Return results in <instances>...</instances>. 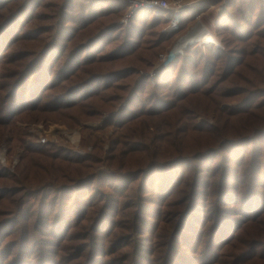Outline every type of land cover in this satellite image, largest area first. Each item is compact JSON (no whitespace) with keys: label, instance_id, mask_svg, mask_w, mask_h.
<instances>
[{"label":"rangeland","instance_id":"rangeland-1","mask_svg":"<svg viewBox=\"0 0 264 264\" xmlns=\"http://www.w3.org/2000/svg\"><path fill=\"white\" fill-rule=\"evenodd\" d=\"M72 1L0 0V16H3L0 22L12 12L21 9L20 15L0 33V105H5L7 96L12 93L11 88L16 81V78H12V76L15 73H22L35 56L42 53L48 45L56 43L47 50V54L44 56L45 64L51 68L52 62L57 58L59 59L57 67H60L76 48V45L87 41L98 27L111 19L110 17L95 18L90 25L79 29L82 24L81 19L79 20V10L83 2L89 3L88 1L91 0ZM203 1L188 0L189 3H195L185 8L186 10L184 9L189 13L186 29L198 21L215 37L219 47L227 46L223 37L224 22L227 21V18L225 15H218V12L222 10L228 0H224L222 5L205 2L201 7ZM96 5L103 6L99 1L96 2ZM63 7H68L66 11H63V21L55 27L54 24L57 17L61 15ZM159 15H162V12ZM153 25L151 23L149 26H145L144 30L147 31L140 33L139 43L132 47L134 55L128 57V53L122 54V59L132 60L142 53L145 36L152 35L157 31L158 24L155 27ZM168 27L169 25H165L162 30L167 32ZM253 30L251 27L247 32L252 34ZM181 34L173 40L168 49L166 47L160 52L156 67L169 57L170 52L180 41ZM121 37L120 32L115 39L106 35L93 44L87 50L86 62L79 69H77V64L84 61L83 53L75 56L70 68L55 80L56 83H61L62 79H66V81L63 84H58L52 93L58 95L62 94L58 93L60 90H65L63 93L66 92L70 86L77 84L76 80H84L92 71H108L112 67L120 65L123 60L114 61L107 56L122 43L120 42ZM244 38L247 40L246 37ZM255 40L256 38H252L243 44L237 43L235 47L254 45ZM237 51L240 52V50ZM163 54L167 57L164 58ZM100 55L105 56L101 57ZM204 56L211 57L209 52H204V55L199 58L200 62L204 60ZM100 60H105V62L101 63ZM251 63L254 67L259 65L253 61V57L250 55L239 53L234 55V63L230 72L236 73V77L240 80L239 88L245 92L236 100H225L222 109L225 105L239 106L248 97L246 89L250 87L249 77L251 74L243 65ZM202 65L197 68L190 65L194 81L198 80ZM33 69L35 72L38 68ZM233 77L234 75L231 78ZM218 78L212 77L211 81ZM127 81V78L101 80L98 87L90 89L85 101L76 102L80 101L86 91L67 96L60 101L61 104L67 105H86L85 113H77L68 117L63 110L53 113L45 112L41 108L38 112H32L30 109L37 106L38 100H35L33 105L27 101L25 103L27 108L17 116L10 118V113H8L3 121H0V148L7 149L8 145L11 150H9L10 157L12 156L8 160V154L5 156L6 151L1 150L3 158H0V161L7 165L9 163L11 167L18 163L16 168L12 169L15 170L14 172L0 173V187H9L7 191H0V264H40L43 256L46 257L43 260L44 264L48 262L49 264H79L83 262L89 264H130L133 260H138L143 264H157L160 257L164 258L169 252L173 253L176 246L183 252L192 255L193 249L199 247L200 252L196 262L202 264L209 263L215 254L222 256L224 250L221 249L223 244L218 236V226L223 220L219 217L222 214H225L229 219H234V217L224 210L220 212L212 210L211 203L216 199H218L219 205L226 207L227 194L220 192L218 198L208 195L210 190L205 188V183H210V179L206 175V170L201 168L200 162H194L191 165L183 164L168 170H174L177 179L183 178L182 182L177 183L168 203H164V199L149 192L154 177L162 175L164 169H157L151 175L145 177L142 175L134 179L124 178L122 174L139 168L137 166L126 168L122 170L121 174H117L118 169L114 166L111 158L123 146L117 145L111 140L113 135L115 138L118 137V134H113V132L118 129L120 123L128 120L130 113L124 108V116L121 121L118 124L111 123L106 126L104 119L110 113L108 107L117 103L113 111L119 110L124 106L125 101H104L103 107L100 108L98 104L100 97L110 100L117 93L123 94L124 91L119 87H122ZM153 81L155 80L153 79ZM48 100L49 98L46 99V102ZM254 105L255 102L252 100L242 108L254 107ZM33 113L39 116V121L31 119ZM11 120H15L13 123L18 129L27 133L23 136L27 143L32 144L34 149L40 151L49 150L51 157L45 158L43 152L26 150L22 145L16 146V143L8 144L7 140L13 135L7 124ZM204 120L206 119L200 118L197 123L200 124ZM212 120L210 118V121ZM74 137L76 138L74 139ZM77 142L82 145L79 146ZM140 145V142H137L132 147L139 149ZM261 145H264V138L257 139L255 147L251 144L245 146V149H249L248 153L252 156L250 158L260 162L262 166V156L259 151ZM53 148H60L58 157H56L57 153L53 151ZM73 150L88 156L78 158ZM24 155L37 157L39 159L37 166L44 173L47 164L54 162L56 165L53 170L59 179L40 194H34L33 190L42 189V187L34 185L30 190L31 195L27 202L18 204L20 194H17V190L23 189V187L15 182L13 175L23 165L22 157ZM139 156L141 153L137 152L130 154L128 158H138ZM28 160L26 158V162ZM219 162L220 159L215 163ZM35 168L36 166H30L27 170L34 172ZM91 175H94L92 181L80 184L81 179ZM246 176V173L240 174V177ZM258 176L263 181V186L259 190L263 191L264 174L261 173ZM68 186H73L74 189H68ZM243 199L244 202L248 200L246 195L243 196ZM164 227L171 228L168 239L162 238L165 234ZM186 227H193L200 234L189 232ZM185 233H190L191 237H184ZM223 258L220 257V259Z\"/></svg>","mask_w":264,"mask_h":264},{"label":"trees","instance_id":"trees-1","mask_svg":"<svg viewBox=\"0 0 264 264\" xmlns=\"http://www.w3.org/2000/svg\"><path fill=\"white\" fill-rule=\"evenodd\" d=\"M74 1L77 0L72 2ZM97 1L103 6H97ZM88 2H83L79 10V20L81 19L82 22L79 29L90 25L95 18L110 17L111 19L98 27L87 41L76 45L60 67H57L59 62L57 58L52 62L51 68H48L44 62L47 50L56 45L52 43L42 53L37 54L22 73H15L12 76L16 78L11 88L12 93L7 96L5 105H0V121H3L8 113H10V118L17 116L27 108L25 105L27 101L33 105L35 100L38 102H36L37 106L30 109L32 112H38L41 108L45 112L53 113L63 110L68 117L77 113H85L86 105H67L61 104L60 101L67 96L86 91L80 101H76L83 102L90 89L98 87L101 80L127 78V83L119 87L124 91L123 94L117 93L110 100L100 97L98 104L100 108L103 107L104 101H125L124 106L119 110L113 111L117 103L108 107L110 113L104 119L106 126L111 123L118 124L124 116V108L130 113L128 120L120 123L118 129L113 132V134L117 133L118 137L115 138L113 135L111 140L123 146L111 158L118 169L117 174H121L126 168L137 166L139 168L122 174L124 178L134 179L142 175L144 177L151 175L157 169H164L162 175L154 177L149 192L164 199V203H168L177 183L183 180V178L177 179L174 170H168L179 165L200 162L201 168L206 170V175L210 179V183H205V188L210 190L208 195L218 198L220 192L227 194L226 207L219 205L216 199L211 203L212 210L214 212L224 210L234 217V219H229L225 214L220 215L219 218L223 221L219 223L218 236L223 244L221 249L224 252L222 256L215 254L207 264H264V190H259L263 186V181L258 176L261 173L264 174V145H261L259 149L262 166L260 162L250 158L252 156L248 153L249 149H245V146L251 144L255 147L257 139L264 138V0L226 1L218 15H225L227 18L224 22L225 33L223 35L227 46L191 44L184 53L176 55L165 66L158 65L157 67L160 52L166 47L168 49L173 40L183 32L180 39L188 30L186 29V23L189 21L187 11L184 10L182 15L184 22L182 28L164 32L162 28L170 24L172 12L162 15H155L152 11L140 12L131 19L130 25L125 26L122 21L120 23V19L129 8L128 0H91ZM205 2L222 5L224 0H204L201 7ZM67 8H62L61 15L57 17L54 24L55 27L62 23L63 11ZM20 13L21 9H18L5 17L0 22V33ZM2 18L3 16H0V20ZM151 23L154 24L153 27L158 24V28L152 35L145 36L142 53L132 60L122 59V54L128 53V57L134 55L132 47L139 43L140 33L147 31L144 27ZM251 27L254 30L252 34H249L247 31ZM119 32L122 36L120 40L122 43L108 53L107 57L114 61L123 60L120 65L108 71H92L84 80H76L77 84L70 86L66 92L63 93L65 90H60L58 93L62 94L52 93L58 84L66 81L62 79L61 83L55 82L70 68L75 56L83 53L84 61L77 64V69H79L86 62L87 50L93 44L106 35L115 39ZM252 38H256L254 45L235 47L237 43L243 44ZM204 52H209L211 57L204 56V60L200 62L199 58L204 55ZM237 53L252 56L253 61L259 65L256 67L253 63L243 65L251 74L250 87L246 89L248 97L239 106L225 105L226 107L222 109L225 100H236L245 92L239 88L240 80L236 77V73L230 72L234 63V55ZM100 61L105 62V60ZM201 64L203 65L198 74V80L194 81L190 65L197 68ZM35 67L38 69L34 72ZM152 69L154 70L150 72ZM233 75L234 77L231 78ZM212 77L219 78L211 81ZM23 82L24 93L22 94ZM164 89L167 91L163 92ZM129 94L131 95L127 98ZM47 98L49 100L46 102ZM258 99L261 100L257 101ZM252 100L255 102L254 107L242 108ZM63 105L64 107H61ZM200 118L206 120L198 124ZM210 118L213 120L210 121ZM31 119L40 120L35 113L31 115ZM13 121L15 120L7 122L13 133L12 138L7 140L8 144L16 143V146L22 145L26 150L43 152L45 158L51 157L49 150L40 151L27 143L23 138L27 133L18 129ZM137 142H140V148L134 149L132 146ZM9 150L7 145L8 160L12 157H10ZM53 151L58 157L60 148H53ZM137 152H140L141 156L128 158L130 154ZM74 154L78 158L88 156L77 151H74ZM26 158L29 159L27 162ZM22 159L23 165L13 175L15 182L23 187L17 190V194H20L18 204L27 202L34 185L42 187V189L33 190L34 194H40L59 179L53 170L56 165L54 162L47 164L44 173L37 166L39 160L37 157L24 155ZM218 159L220 162L216 164ZM16 166L11 167L9 163L7 165L0 161V173L4 171L12 173L15 171L12 169ZM30 166H36V171H28ZM241 173H246L247 176L240 177ZM93 178L94 175L81 179L80 184L92 181ZM67 188L74 189L73 186ZM229 188L231 190H226ZM5 190H9V187H0V191ZM244 195L248 198L246 202L243 199ZM186 230L200 234L193 227H186ZM242 230L244 232H241ZM164 231L162 238L168 239L171 228L164 227ZM184 237L190 238L191 235L185 233ZM199 252V247L193 249L192 255L176 246L173 253L169 252L166 257H160L157 264H202L196 262ZM220 257L224 258L220 259ZM45 259L46 257L43 256L40 264H44ZM130 264L143 263L133 260Z\"/></svg>","mask_w":264,"mask_h":264},{"label":"built area","instance_id":"built-area-1","mask_svg":"<svg viewBox=\"0 0 264 264\" xmlns=\"http://www.w3.org/2000/svg\"><path fill=\"white\" fill-rule=\"evenodd\" d=\"M128 2H129L128 11L126 12V14L123 16V18L121 20L123 22V24H125V25L129 24L131 19L137 13H140V12L152 11L157 15H159V13H161V12H162V14L163 13L169 14V12H172L170 24H174L175 27H168V30H170V31H176L177 29H180L183 27L184 22H183L182 15H183L184 9L187 8L188 6L194 5V3H195V2L189 3L188 0H128ZM196 23H199V22L198 21L195 22L194 25H192L188 29L186 34L191 32L192 30H194V28L197 25ZM214 42L216 45L217 44L216 39L214 40ZM198 44L203 45L204 43L199 42ZM205 44H207V43H205ZM163 57L166 58L167 56H165L163 54ZM77 144L79 146L82 145L81 143H77ZM1 150L6 151L5 156H7L8 152H7V149L5 147L0 148V158L2 159L3 156H2Z\"/></svg>","mask_w":264,"mask_h":264},{"label":"bare ground","instance_id":"bare-ground-1","mask_svg":"<svg viewBox=\"0 0 264 264\" xmlns=\"http://www.w3.org/2000/svg\"><path fill=\"white\" fill-rule=\"evenodd\" d=\"M196 27L194 28V30H192L191 32L185 34L181 40L176 44L175 48H174V52L176 51L177 53L179 52L180 54L184 53L185 49L191 45V44H195V43H207V44H212L214 45L215 42V37L204 27H202L201 24L196 23ZM201 25V26H200ZM210 36L211 39L210 40H205V36ZM76 137H74L75 139ZM78 143V142H77Z\"/></svg>","mask_w":264,"mask_h":264},{"label":"water","instance_id":"water-1","mask_svg":"<svg viewBox=\"0 0 264 264\" xmlns=\"http://www.w3.org/2000/svg\"><path fill=\"white\" fill-rule=\"evenodd\" d=\"M181 40V39H180ZM175 48V47H174ZM174 48L173 50L170 52L169 57H167L165 59V62L161 64V66H165L168 62H170L172 59H174L176 57V55L180 54L179 52L177 53L176 51L174 52Z\"/></svg>","mask_w":264,"mask_h":264},{"label":"clouds","instance_id":"clouds-1","mask_svg":"<svg viewBox=\"0 0 264 264\" xmlns=\"http://www.w3.org/2000/svg\"><path fill=\"white\" fill-rule=\"evenodd\" d=\"M169 27H175V25L174 24H170L169 25ZM211 39V37L210 36H205V40H210Z\"/></svg>","mask_w":264,"mask_h":264}]
</instances>
